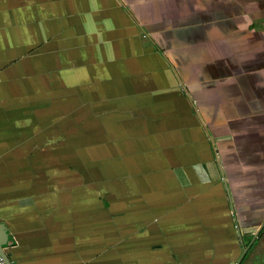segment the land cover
Here are the masks:
<instances>
[{"label": "crops", "instance_id": "obj_1", "mask_svg": "<svg viewBox=\"0 0 264 264\" xmlns=\"http://www.w3.org/2000/svg\"><path fill=\"white\" fill-rule=\"evenodd\" d=\"M263 190L264 0H0L11 264H239Z\"/></svg>", "mask_w": 264, "mask_h": 264}, {"label": "rangeland", "instance_id": "obj_2", "mask_svg": "<svg viewBox=\"0 0 264 264\" xmlns=\"http://www.w3.org/2000/svg\"><path fill=\"white\" fill-rule=\"evenodd\" d=\"M263 212L264 211L262 210L261 218L264 216ZM253 262L255 264H264V233L259 237L258 243L254 244L253 251L245 264H253Z\"/></svg>", "mask_w": 264, "mask_h": 264}, {"label": "water", "instance_id": "obj_3", "mask_svg": "<svg viewBox=\"0 0 264 264\" xmlns=\"http://www.w3.org/2000/svg\"><path fill=\"white\" fill-rule=\"evenodd\" d=\"M8 243H9L8 234L6 233L4 227L2 225H0V253H1V256L3 257V260L5 261L6 264H11L8 256L6 255V252H5V248H6V245ZM246 250H247V248H244L243 253H245Z\"/></svg>", "mask_w": 264, "mask_h": 264}, {"label": "flooded vegetation", "instance_id": "obj_4", "mask_svg": "<svg viewBox=\"0 0 264 264\" xmlns=\"http://www.w3.org/2000/svg\"><path fill=\"white\" fill-rule=\"evenodd\" d=\"M257 238V237H256ZM256 241V244L258 243V241H259V238H257V240H255ZM255 243V242H254ZM253 245V244H252ZM244 248H247V250H246V252L245 253H243V256H242V258H241V260L239 261V264H245V262L248 260V258H249V256H250V254L252 253V251H253V247L250 245V246H245ZM250 251V252H249ZM253 264H255L254 262H253Z\"/></svg>", "mask_w": 264, "mask_h": 264}, {"label": "built area", "instance_id": "obj_5", "mask_svg": "<svg viewBox=\"0 0 264 264\" xmlns=\"http://www.w3.org/2000/svg\"><path fill=\"white\" fill-rule=\"evenodd\" d=\"M0 264H6L5 261L3 260V257L1 256V253H0Z\"/></svg>", "mask_w": 264, "mask_h": 264}, {"label": "trees", "instance_id": "obj_6", "mask_svg": "<svg viewBox=\"0 0 264 264\" xmlns=\"http://www.w3.org/2000/svg\"><path fill=\"white\" fill-rule=\"evenodd\" d=\"M264 232V229L262 230V232L260 233V234H262ZM254 244H256V241H255V243ZM254 244L253 245H251L252 247L254 246ZM250 252V251H249Z\"/></svg>", "mask_w": 264, "mask_h": 264}]
</instances>
